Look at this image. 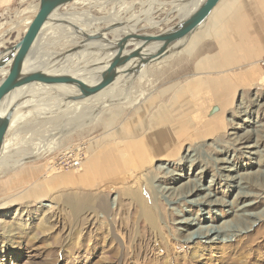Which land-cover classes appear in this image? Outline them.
I'll return each mask as SVG.
<instances>
[{"label":"rangeland","instance_id":"374dc122","mask_svg":"<svg viewBox=\"0 0 264 264\" xmlns=\"http://www.w3.org/2000/svg\"><path fill=\"white\" fill-rule=\"evenodd\" d=\"M89 1L74 2L86 4ZM170 2L151 0L136 28L141 33H157L163 21L166 20L165 27L174 24L180 15L170 9ZM192 2L180 0L177 6L185 3L184 9H189ZM103 3L104 0H99L93 7L82 6L78 10L80 13L72 14L70 18L84 21L82 10L86 17L88 14L97 16L98 20L106 17L107 8ZM140 8L139 4L136 5L134 12ZM111 16L90 27H102L113 18L124 20L130 17L123 13ZM146 16L151 21L161 22L148 27L142 21ZM16 18H6L0 27V42L4 46L14 44L23 35L22 27H16L15 21H11ZM57 30L59 33L55 31L53 37L37 46L34 56H38V63L44 62L42 59L50 60L51 51H58L63 46V50L69 48L62 43V28L57 27ZM53 38L57 39L55 43ZM186 50L179 56H173V61L166 58L147 65L145 81L135 79L131 87L134 94L145 93L140 103L134 104L136 107L154 96L157 104L174 101L185 104L181 109H193L191 114L183 112L177 115L181 122L186 116L197 119L192 130L186 131L185 124L181 130H175L177 139L180 135L176 142L181 148L177 152L174 150L173 156L155 153L152 160L144 165L148 166L145 172H140L144 170L141 167L135 173L130 171L137 169L125 170L122 172L125 175L116 181L89 187L60 185L56 183L57 177L55 182L52 179L79 168L81 165H74L72 160L78 156L76 152L81 153L79 163L84 162L89 154L88 147L97 139L116 132L113 127L118 125V120L125 116L133 117V113L126 114L130 107L121 113L116 112L125 105L123 100L100 106L103 111L99 118L105 119L104 122L97 120L85 128L71 127L58 136L50 132L62 126L65 118L53 116L44 105L45 111L41 116L51 115L50 118L36 119L28 115L23 120L20 119L23 115L18 116L16 127L5 138L9 147L18 145L17 151L10 149L0 158V264H157L161 260V264H171L172 255L159 249L157 244L159 230L174 240L173 256L181 255L183 264H264V89L257 87L261 72L258 74L256 71V61L242 65L241 69L257 74L250 82L252 85L234 82L233 74L229 73L231 69H224V73L194 75L192 71L197 70V65L203 64L209 69L220 61H192L195 60V50ZM68 64L65 70L73 67L71 61ZM216 68L218 66L214 65ZM85 73L88 74L89 69ZM203 78L210 80L211 87L227 86L226 93L220 98L221 103L210 97L201 99V96L210 94L202 89L206 84L201 80ZM122 88L127 91V88ZM161 89H169V95H160ZM175 94L181 95L178 102ZM222 109L224 113L221 115ZM109 111L110 117H106L103 113ZM52 137L57 147L43 155L32 154L37 144L50 141ZM111 145L107 144L109 148ZM101 148L100 145L97 150ZM23 157L30 158L22 161ZM39 166H42L41 171H37ZM51 168L57 172L49 174ZM153 178L156 186L169 193L167 196L154 194L157 189L152 186ZM51 180L54 182L52 185ZM106 186L112 187L108 190ZM189 191H192V200L186 194ZM134 193H141L144 198L137 200ZM85 199L90 204H83L75 211L73 207ZM104 201L110 204L102 210ZM110 205H113L111 209ZM146 210L154 215L157 213L158 229L149 225L144 216ZM204 230L208 235L217 230L224 231L228 238L207 242L200 235ZM189 233L190 238L186 239Z\"/></svg>","mask_w":264,"mask_h":264},{"label":"water","instance_id":"95a60500","mask_svg":"<svg viewBox=\"0 0 264 264\" xmlns=\"http://www.w3.org/2000/svg\"><path fill=\"white\" fill-rule=\"evenodd\" d=\"M74 1L38 0L35 13L21 38L10 46L2 44L0 47V155L6 136L16 127L17 112L30 108L18 106L23 96L28 97L27 91L31 88L42 90L41 92L47 95L51 93L61 96L63 102L69 104L94 100L115 87L121 73L125 72V75L135 77L148 64L162 61L180 50L192 33L205 23L220 0H198L196 5L179 16L174 24L161 28L157 33H141L140 29L136 28L140 23L137 21L144 16L148 1L141 4L139 11L129 18L110 19L102 27H91L94 30L90 28L88 31L67 19L55 17L58 14L69 17L70 13L61 9ZM118 1L123 3L126 0ZM104 18L97 19L96 23ZM62 26L69 28L68 35L77 41L62 50L59 55L52 56L48 65H31L30 61H33L40 36L47 28L50 31L51 28ZM130 26H134L132 28L135 32L130 31ZM118 32H122L119 37L116 35ZM109 34L116 36L110 38ZM132 44L134 46L127 49ZM83 52L92 54L89 60L93 59V62L84 68L92 69L97 75L94 82L88 83L75 73L53 71V68L59 66L62 61L80 59ZM129 61H132L130 68L122 69ZM104 65L106 66L104 69L98 68ZM65 87L74 88V91L67 93L69 89ZM29 158L23 157L21 160L26 161Z\"/></svg>","mask_w":264,"mask_h":264},{"label":"crops","instance_id":"0c3cea01","mask_svg":"<svg viewBox=\"0 0 264 264\" xmlns=\"http://www.w3.org/2000/svg\"><path fill=\"white\" fill-rule=\"evenodd\" d=\"M96 1L99 2V0H94V1L91 0L89 1V3H86V4H79L77 2H71L65 8L61 9L65 12L70 13L69 17L68 18L64 17V19H67L71 21L72 23L74 22L75 24L83 27L85 31H88V29L91 28L90 25L96 23L97 16H94L93 14H91L92 18L88 16L86 17V13L82 10L81 13L84 17V21L81 22L83 23L81 24L78 21H74L75 20L74 18H70V15L72 14L78 15L80 13L78 10H80L82 6L93 7ZM147 1L148 0H127L126 1L127 3L119 4L118 0H104V3L106 4V8H107L105 18L107 19L110 18V14L112 15L111 17H115L119 13H123L124 16H129V15L131 16L133 13H135L134 8L136 7V5L139 4L141 6V4ZM179 1L180 0H171L170 9H173V5H175V3ZM197 1L198 0L196 1L193 0V2L188 7L190 8L192 7V5L195 6ZM37 3H38V0H0V27L3 24H5L6 18L13 16V18H16V17L17 18L15 20L12 19L11 21H15L14 25H16V27L21 26L22 31L24 32L25 26L23 24V21L26 18L30 19L34 15L35 12L31 10L30 8L32 6L33 7L36 6ZM97 11H99V9H97ZM102 15H105V12ZM102 18H104V16H102ZM178 19L179 17H177V20ZM165 22L166 20L163 21L161 28H163V26L165 27ZM53 29H54V33L48 34L49 30L47 28V32L45 31L44 33L45 35L43 34L42 36H40L38 45L40 44V42L49 40L51 37H53L55 35V31L59 33V30H57V27ZM60 34H62L61 37H63L64 39L62 40V43H66L67 44L66 46L70 47V45L72 44L71 42L74 43L75 41H77L76 39H72L73 37H69L68 35L69 31H66V29H62V33ZM121 34L122 32L116 33V35H121ZM109 36H111L112 38L113 34H109ZM58 40H60V37L58 38ZM54 41H57V39L53 38L52 42ZM133 46L134 44L129 45L127 49H130ZM187 48H191V49L193 48L195 50V55H196L195 60H192V61H220L214 64L218 66V68L216 69H214V65L213 66L211 65L209 69L206 68V66L203 64L201 66L197 65V70L194 69L192 71V74L195 75V74L203 73L202 75H206V74L209 75L210 73H218L220 71L221 73H224V69H226L227 71L228 69H231L229 73L233 74L234 82L242 81L243 85H247L248 83L252 82L257 74H254L253 72H251V70L245 71V69L243 70L241 69V67L242 65H245L246 62L256 61V71H259L258 74H260L261 72V69H260L259 64L257 63V60L264 58V0H220L210 12L205 23L201 25L195 32H193L190 38L187 40V42L180 48V50H178V52H175L170 57H168L169 58L168 60L169 61L175 60L173 56L175 55L179 56L183 52V50H186ZM63 49H64V46L63 48L60 47L58 51L63 50ZM58 51L56 50L51 51L48 57L51 58L52 56L58 54L59 53ZM35 62H37L36 63L37 65L40 64V62L38 63V61H35ZM71 62H74V61H71ZM66 63H68V61H66ZM201 80L206 82V84L203 85L202 89L206 93L207 92L210 93L209 95H207V97L206 95L201 96V99L207 100L210 97L213 101L216 100L215 102L221 103L220 98L222 97V95L226 93L227 86L219 85L217 87H211L209 84L210 80H208L207 78H203ZM234 87H235V84L233 88ZM169 92H170L169 89H161L160 95L168 96ZM211 93H214V94H211ZM181 95L179 94L174 95V98L177 97V102H178L179 97H181ZM151 99H154V101L150 102L149 100ZM156 100H157V97H153V98L150 97L149 99H146L145 100V103H147L146 112L148 114L146 112L143 113L141 112V110H139L138 113L141 115V117L139 116L140 118L139 117L137 118L135 116V119L132 121L131 124L128 123V119L130 117L132 118L131 115L125 116L124 118L118 120V125L116 124V126L113 127V129L116 130V132L113 131V133L110 134L109 130H107V134H110V135L104 136L103 138H101V140L97 139L95 141V144H92V146L90 147L91 149H93L92 152H94V150L95 151L97 150L95 149L96 144H99V145L101 144V147H104L107 144L108 145L110 144L120 145V144L126 143V145H124L122 148L123 149L122 155L125 157L128 156L127 158L133 160L135 163L144 164L148 160V158H145L146 156L145 145L149 147V144L147 143L143 144L137 141L136 138H139L140 136L139 134L138 135L131 134L133 133V131L135 133L136 131H139V132L142 131L143 130L142 123L144 121L148 123H152L153 121H155L154 123L156 125H159L157 124V122H160L163 125H167L168 126L167 134L168 136H171L175 141L177 139L176 137L178 135V132H176L175 135H173L172 132H175V130L177 129L181 130V128H183V126L181 128H177L178 124H185L186 131H189V129L197 125V119L193 118L192 116H186L183 122H181L178 118H176L179 113H183V112L187 114L193 113V109H185V110L181 109L182 107H184L185 105L184 103L176 104V102L172 101V103L164 102L163 104H157ZM139 106L136 107V105H133L130 108L131 110H133L132 108L139 109L140 108ZM213 108L217 109L216 106H214ZM194 112L196 111L194 110ZM222 113H224V109H222L221 115ZM173 125H175L176 127H174ZM150 134H152V132L146 133V135H150ZM151 136L154 137V135H151ZM181 136H184V133H182ZM131 139H133L136 142H131ZM178 139H180V135L178 136ZM133 146L136 148V154L138 151L142 152V150H144L145 156L137 160L136 154L134 156L130 154L131 149L133 151V148H132ZM125 150L127 152H124ZM101 151H102V148L98 150V152H101ZM122 155L121 157H123ZM153 155H155L154 152L151 153V156ZM38 170L41 171L42 166H39L37 171ZM100 172L101 173L98 174L100 176L99 178L96 177L97 179H95L93 177L95 182L93 179L84 180L83 178L78 177L80 181L76 179L75 181H73L75 182L74 185H79V183L82 187L83 186L89 187V185H96V184L99 185L100 183L101 185H103L104 183H111L113 181H116V179L122 178L125 175L122 173V171L120 172L116 171L113 173H109L108 170H101ZM66 173L70 174L72 177L75 176L73 172L72 173L66 172ZM62 182H63V179L60 177V180H57L56 183L60 185H66V184L71 185L72 184L71 182L69 183H62Z\"/></svg>","mask_w":264,"mask_h":264},{"label":"bare ground","instance_id":"6f19581e","mask_svg":"<svg viewBox=\"0 0 264 264\" xmlns=\"http://www.w3.org/2000/svg\"><path fill=\"white\" fill-rule=\"evenodd\" d=\"M91 1V0H90ZM93 1V0H92ZM150 1L151 0H148V3H147V6L149 7L150 5ZM191 1V0H189ZM196 1V0H195ZM137 2V1H136ZM115 3V2H114ZM154 3V2H153ZM178 3V2H177ZM177 3H175L176 7L173 8L175 11H178V14L181 16V15H184L185 13H187L191 8L189 9H184V5L182 6H177ZM121 4V3H120ZM159 4V3H158ZM117 5V4H116ZM125 5V4H124ZM37 6V5H36ZM36 6H32L30 9L31 10H36ZM126 7V6H125ZM148 7L146 8L148 10ZM162 8V6L160 7ZM146 11V10H145ZM144 11V12H145ZM173 11V10H172ZM143 12V13H144ZM150 14V13H149ZM91 15L88 14V17H90ZM56 18L58 19H63L65 16H60V14H58L57 16H55ZM125 18V17H124ZM148 16H146L144 19H142V21H145L146 24L148 25V27H153V26H157L160 24L159 21H151V19L149 20ZM31 19V18H30ZM30 19L28 18L25 23H24V26L25 28L27 27ZM74 21H78V22H83V21H79L77 19H75ZM140 19L137 21L139 22ZM71 22V21H70ZM74 23V22H73ZM80 26V25H79ZM8 27V26H7ZM132 27L134 26H130L131 30L130 31H133L135 32V29H133ZM62 29H66V31L69 30V28L65 27V26H62ZM47 30V29H46ZM54 30L53 28H51V30L49 31V33ZM4 31V30H3ZM47 32V31H46ZM45 33V32H44ZM48 33V34H49ZM67 34V33H66ZM45 35V34H44ZM118 37L120 35H117ZM69 37H72V36H69ZM44 42V41H43ZM73 44V42H71ZM42 42H40L39 45H41ZM2 43L0 42V47H1ZM38 46V45H37ZM151 52V51H150ZM178 52V51H177ZM58 53V52H57ZM60 52L56 55H59ZM55 55V56H56ZM92 57V54H85L84 52L81 54V58L77 59L79 61H74V62H71L72 64H75L73 65V67H71V69H68V70H65L67 69L68 67V63H66V61H70V60H66V61H62L59 66L53 68V71H56V72H70L72 74H77L80 76H82V78L90 83V82H94L96 80V74H94L93 70L92 69H89V73H85V71L87 72L88 69H85L84 67H86V65H89V63L93 62L92 60H89V58ZM168 58V57H167ZM33 61H30L31 65L35 66L37 65L35 61H39L38 59V56H33ZM47 59V58H46ZM45 59V60H46ZM44 62H41L39 65H48V59L47 61ZM42 61V60H41ZM73 61V60H71ZM97 62V61H96ZM131 62L132 61H129L125 64V66L122 68V69H126V68H130L131 66ZM134 62V61H133ZM78 64V66H77ZM106 66H102V67H98L100 70L104 69ZM146 68V66L141 70V73H139L137 76H127L125 75L126 73L123 72L120 74V76L118 77L119 79V82L118 84H116L115 87L111 88L110 90L106 91L104 94L100 95V96H97V98H95L94 100H85V101H82V102H79V103H75V104H69L68 102H63V98L58 97L56 95H53L51 93H49V95H47V93H44V92H41L42 90H38V89H35V88H31V90L27 91L28 92V97L26 98L27 95L23 96V99L22 101L19 103V106L18 107H21L23 108L24 106H29L30 108L29 109H26V110H19L17 112V115H23L22 118L20 119H23L25 120L27 118V116L29 115L30 117H34L36 119H41V118H50L49 116V113L48 115L49 116H46V117H43L41 115H43V112L45 110V108H48L47 110L49 112H52L51 114H53V116L57 115L56 117L58 118H65V122H63V125L60 126L56 131L53 129L52 132H50L51 135H56L58 136V134H61L63 133V131H66L67 129H71V127H74L75 129L77 128H80V127H87L88 125H92L95 121L97 120H103L102 122H104L105 119H102V118H99L100 114L102 113L103 110H101L100 106H103V107H106L108 106L109 104H112L116 101L119 102V100H123L125 103V105L120 109V107L118 108V110H116V112L118 113H121L125 110L126 107H131L133 106L134 104L138 103L139 101H141V98H143L144 96V92L142 91L141 93H138V94H134L133 93V90L131 89L135 79L138 80V81H145V74H144V69ZM80 69V71L78 70ZM96 69V68H94ZM96 71V70H95ZM123 71V70H122ZM81 72V73H80ZM144 74V75H143ZM158 75V74H157ZM250 76V75H249ZM139 77V78H137ZM146 82L148 83L149 81L146 80ZM138 83V82H137ZM150 84V83H149ZM148 84V85H149ZM144 85V84H143ZM252 85V84H251ZM258 85V84H257ZM146 86V85H145ZM122 87H125L127 88V91L125 90H121V89H124ZM144 87V86H143ZM65 88H68V87H65ZM172 88V87H171ZM69 91H67V93H71V91H74V88H68ZM149 89V88H148ZM21 94V92H19ZM66 93V92H65ZM154 97V96H153ZM57 100H59V104H57ZM150 102L154 101V99H151L149 100ZM127 103V104H126ZM140 103V102H139ZM44 105V107L42 106ZM122 106V105H120ZM140 108H132L133 110H128L127 109V115L128 114H132L133 113V117L128 119V123L131 124L132 121L135 119V116L138 118L139 116L141 117V115L138 113L139 110H141V112H146V109H147V103H144L139 106ZM34 110H37V111H34ZM115 110V109H114ZM123 110V111H122ZM129 111V112H128ZM47 112V111H46ZM149 112V111H148ZM147 113V112H146ZM25 114V116H24ZM106 117H110V111L109 112H104L103 113ZM124 114V113H123ZM148 114V113H147ZM139 117V118H140ZM177 118V117H176ZM140 120V119H139ZM17 121V120H16ZM58 121V119H57ZM85 122H87L88 124H86ZM118 122V121H117ZM141 122V121H140ZM155 121H153L152 123H148L146 121H144L142 123L143 125V130L142 131H136V133H131V134H134V135H140L139 138H136L137 141H139L140 143H147L149 144V147H147V145H145V148H146V156L144 154V150H142V152L138 151L137 154H136V148L133 146V151L131 149V152L130 154L131 155H135L136 154V158L137 160L141 159V157H144L145 158H148L147 162L146 163H149L151 161V153L154 152V153H162L164 154L165 156H173L171 155V153H173V151L175 150H178L180 147V145H178L179 143H177L171 136H168L167 134V131H168V126L167 125H163L162 123L160 122H157V124L160 125H156L154 123ZM205 122V121H204ZM54 123V122H53ZM56 123V122H55ZM59 124V123H58ZM170 124V123H169ZM19 125V124H18ZM17 125V126H18ZM60 125V124H59ZM174 127H176L175 125H173ZM183 126V124H178L177 125V128H181ZM171 127V126H170ZM32 128V127H31ZM39 128V127H38ZM123 128V127H122ZM40 129V128H39ZM73 129V128H72ZM172 129V128H171ZM82 130V128H81ZM86 130V129H85ZM140 130V128H139ZM192 130V129H191ZM59 131V132H58ZM139 132V133H138ZM147 132H152V134L150 135H146ZM188 133V132H187ZM94 134V133H93ZM171 134V132H170ZM173 135L176 134V132H172ZM65 135V133L63 134ZM151 135H154V137H152ZM16 136V135H14ZM56 136V137H57ZM131 137V136H130ZM135 137V136H134ZM133 137V138H134ZM177 138V137H176ZM59 139V138H58ZM45 140V139H44ZM57 140V139H56ZM178 140V139H177ZM59 141V140H58ZM183 141V140H182ZM192 141V139H191ZM131 142H136L134 141L133 139H131ZM121 143V142H120ZM138 143V142H137ZM139 143V144H140ZM41 145L37 144L34 151L32 152V154H44L45 152H50L52 151L56 146L57 142H55V138H51L50 141H43L40 143ZM44 144V145H43ZM95 144V143H94ZM33 145V144H31ZM30 145V146H31ZM61 145V144H60ZM83 145V144H82ZM101 145V144H100ZM99 144L95 145V149H97L98 146H100ZM111 145V144H110ZM126 145V143H123V144H120V145H111V147L109 148L107 145L105 147H102V151L101 152H98V150H94V152H92L93 149H91L90 147H88V156H87V159L82 162L80 165L79 168H77L75 171H73V173L75 174V176H71L70 174L68 173H63L59 176H55L53 177L52 179L54 180L55 182V178L57 177L56 180H60V177L63 179V182L62 183H69L71 182L73 185L75 184V181L76 179H78V177L80 178H83L84 180H91L93 179V177L95 179L99 178L100 176L98 174H100L101 170H108L109 173H113V172H120V171H127L129 169H137L139 167H141L140 169H144V170H140V172H145L146 168L147 167H143L142 165L146 164H138V163H135L133 160L131 159H128L127 157L123 156L122 155V152H123V146ZM129 145V144H128ZM130 146V145H129ZM131 147V146H130ZM144 147V145H143ZM17 148H18V145H16L14 148L12 147H9L6 142L5 144L3 145V150L1 152V155H0V158H2L3 155L7 154L8 151L10 149H16L15 151H17ZM24 148V147H22ZM83 148V147H82ZM31 149V148H30ZM21 150V149H19ZM84 150V149H83ZM129 150V149H128ZM24 151V150H23ZM54 152V151H53ZM124 152H127L126 150ZM177 152V151H176ZM30 153V152H29ZM28 153V155H29ZM42 154V155H43ZM78 155V154H77ZM121 155L123 157H121ZM128 155V154H126ZM73 156V155H72ZM161 156V155H160ZM130 157V156H129ZM122 158V159H121ZM15 160V159H14ZM1 161V160H0ZM13 161V159H12ZM146 161V160H145ZM18 162V161H16ZM1 163V162H0ZM2 166V165H0ZM7 166V165H5ZM9 167V166H8ZM50 167V166H49ZM47 169V168H46ZM54 169V168H53ZM9 170V169H7ZM32 170V168H31ZM44 170V169H43ZM49 170V169H48ZM1 171V170H0ZM4 171V170H3ZM39 171V170H38ZM138 171L137 170H132L130 172H136ZM5 172V171H4ZM57 170H52L51 168V171L49 172V174H52V173H56ZM2 173V172H1ZM34 173V172H32ZM41 173V172H40ZM35 176V175H34ZM111 176V175H110ZM119 176V175H118ZM97 177V178H96ZM116 178V177H115ZM112 179V178H111ZM154 179L153 178V184L152 186H154L157 190L156 191H153L154 194H160L159 196H167L169 193H167V191H165L164 189H160L159 186H156V183L154 182ZM94 180V179H93ZM113 180V179H112ZM80 181V180H79ZM240 181V180H239ZM238 181V182H239ZM53 181L51 180V185L54 184V182L52 183ZM95 182V180H94ZM93 182V183H94ZM86 183V182H85ZM90 183V182H88ZM71 184V185H72ZM78 184V183H76ZM80 184V183H79ZM87 184V183H86ZM69 186V185H68ZM112 186H106V188L111 189ZM139 189V188H138ZM137 189V190H138ZM41 190V188H40ZM105 190V189H104ZM136 190V189H135ZM142 190V189H141ZM190 190V189H189ZM28 191V190H27ZM139 191V190H138ZM145 193V192H144ZM189 198L191 199V195H192V191H189L186 193ZM133 196H135V198L138 200H141L142 198H144V196H142L141 193H134ZM185 196V195H184ZM186 197V196H185ZM108 199V198H107ZM146 199V198H145ZM192 200V199H191ZM134 201V200H133ZM136 201V200H135ZM90 201L88 199H85V200H82L81 203H79L77 206H74L73 208H75V211H77V209L80 208V206H82L83 204L84 205H87V204H90L89 203ZM138 202V201H137ZM141 203V202H140ZM100 204V203H99ZM103 209L102 210H105L108 208L109 204L107 201L103 202ZM145 205V203H144ZM148 205H151V204H148ZM113 206V205H112ZM112 206L110 205V209L112 208ZM138 206V205H137ZM139 208V207H138ZM148 208V207H147ZM122 209V208H121ZM143 209V208H142ZM109 211V209H108ZM155 211V210H154ZM147 213H144V216L148 219V223L149 225L152 227V228H157L156 226V214L154 215V213L152 211H145ZM158 219V217H157ZM143 221V220H142ZM159 221V220H158ZM183 221V220H182ZM186 221V220H185ZM161 223V222H160ZM194 223V222H193ZM158 224V223H157ZM197 224H200V222L198 223L197 221ZM160 225V224H159ZM188 225H192V224H188ZM195 225V224H194ZM159 228V227H158ZM157 228V229H158ZM161 229V228H160ZM163 229V228H162ZM156 232V231H155ZM205 232V233H204ZM204 232L200 233V235H202L203 237H205V241L207 242H210L212 241L213 239H218V240H221L223 241L224 239L228 238V235L224 232V231H221L219 232L218 230L217 231H214L212 234L208 235V232L206 230H204ZM165 231H161L159 230L158 231V235L156 238H159V240L157 241V244L159 245V249H163L167 254H170L172 255V263L171 264H183V262H181V260L183 259L181 257V255H177L176 257L173 256V253H172V250L171 248H174L175 247V242L174 240H170L168 235H166ZM199 235V236H200ZM174 238V237H173ZM190 238V233L187 235L186 239H189ZM161 241V242H159ZM195 246L197 244H194ZM194 246V247H195ZM176 248V247H175ZM162 260L160 261V263H157V264H161Z\"/></svg>","mask_w":264,"mask_h":264},{"label":"built area","instance_id":"2783aa9c","mask_svg":"<svg viewBox=\"0 0 264 264\" xmlns=\"http://www.w3.org/2000/svg\"><path fill=\"white\" fill-rule=\"evenodd\" d=\"M258 64H259L260 69H261V74H260V79L257 82V84H258L257 87H259V89H264V58L259 59ZM76 153L78 154V156H74V158L72 160L74 162V165H78V164L80 165L81 162L79 163V161H80L81 153H78V152H76Z\"/></svg>","mask_w":264,"mask_h":264}]
</instances>
